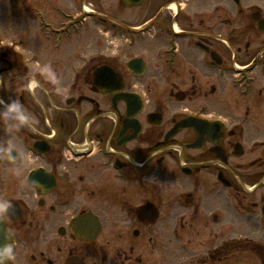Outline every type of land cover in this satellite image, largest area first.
I'll return each mask as SVG.
<instances>
[{"label":"flooded vegetation","instance_id":"af4514ba","mask_svg":"<svg viewBox=\"0 0 264 264\" xmlns=\"http://www.w3.org/2000/svg\"><path fill=\"white\" fill-rule=\"evenodd\" d=\"M4 11L40 48L0 50L7 264H264V0Z\"/></svg>","mask_w":264,"mask_h":264},{"label":"rangeland","instance_id":"374dc122","mask_svg":"<svg viewBox=\"0 0 264 264\" xmlns=\"http://www.w3.org/2000/svg\"><path fill=\"white\" fill-rule=\"evenodd\" d=\"M3 13L0 15V44L3 46L11 44L19 46H13L14 50L23 53L24 58L28 60L39 56L40 48L37 49L38 40L35 39L38 29L34 27L35 23H29L25 27L22 18L15 16L11 18L7 15V11ZM31 61L30 65H35L34 61Z\"/></svg>","mask_w":264,"mask_h":264},{"label":"clouds","instance_id":"9594fccd","mask_svg":"<svg viewBox=\"0 0 264 264\" xmlns=\"http://www.w3.org/2000/svg\"><path fill=\"white\" fill-rule=\"evenodd\" d=\"M8 112L17 113V120L23 122L27 117L21 111V106L13 103L9 106ZM10 206L8 201L0 202V216H3L6 213L7 208ZM7 240V237H5ZM14 255V245L11 243H5L3 246H0V264H5V260L12 259Z\"/></svg>","mask_w":264,"mask_h":264},{"label":"water","instance_id":"95a60500","mask_svg":"<svg viewBox=\"0 0 264 264\" xmlns=\"http://www.w3.org/2000/svg\"><path fill=\"white\" fill-rule=\"evenodd\" d=\"M5 243H7V240H5V235L0 225V246H3Z\"/></svg>","mask_w":264,"mask_h":264}]
</instances>
